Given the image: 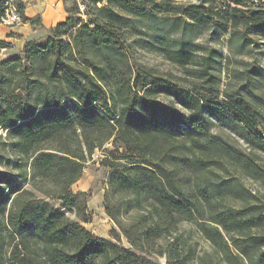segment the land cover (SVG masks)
I'll use <instances>...</instances> for the list:
<instances>
[{
  "label": "trees",
  "instance_id": "obj_1",
  "mask_svg": "<svg viewBox=\"0 0 264 264\" xmlns=\"http://www.w3.org/2000/svg\"><path fill=\"white\" fill-rule=\"evenodd\" d=\"M221 1L83 0L77 17L78 4L45 38L0 60V264H203L181 220L195 221L227 264H264V194L225 167L264 186L259 73L224 93L223 52L194 39L206 25L231 24L242 53L250 37L264 41V4ZM8 45L0 39V50ZM144 47L196 79L159 76L136 59ZM218 121L250 152L212 132ZM96 150L109 167L110 237L86 227L89 193L73 190Z\"/></svg>",
  "mask_w": 264,
  "mask_h": 264
},
{
  "label": "rangeland",
  "instance_id": "obj_2",
  "mask_svg": "<svg viewBox=\"0 0 264 264\" xmlns=\"http://www.w3.org/2000/svg\"><path fill=\"white\" fill-rule=\"evenodd\" d=\"M83 0H34L26 6L27 11L33 14V17H39L41 19V24L29 25L24 27L28 35L26 39H36L42 40L49 34L50 26H54L50 23L47 18L48 14L51 12L52 8H56L57 4L60 3V13H67L68 8H75L78 4V8L75 11L76 17L78 16V10H84ZM159 1V0H158ZM176 4L181 3H198L200 0H174ZM217 2L222 3L221 0ZM102 5V4H101ZM241 12L245 10L242 6H234L233 11ZM26 11V10H25ZM56 23V22H54ZM57 22L56 24H58ZM24 23L16 24L13 26L23 27ZM55 24V25H56ZM3 26V25H2ZM147 29L146 25L143 26ZM233 27L228 24V28L220 30L216 28L215 23L211 25H206L201 33L195 36V42L202 44L204 46H209L216 48L223 52L225 58L222 63H218L219 77L218 84L219 88L226 93V91H233L237 89L242 83L248 80L249 74L252 73L250 70H255L259 73L258 88L255 89L257 96L262 97L260 103V110L264 115V41L257 39L256 37H250V44L243 49L242 53L239 51L237 42H230V35ZM242 30V27L239 28ZM11 35H23V33H16L12 31ZM143 36V35H142ZM150 39L149 37H146ZM25 41V42H26ZM9 45L6 50V55L3 58H8L19 53L20 41L9 40ZM25 44V43H24ZM135 57L140 62L147 66L153 67L156 73L163 77L173 80L181 84H189L196 76L192 73V69H186L182 66L175 65L169 62L166 58L158 55L155 51L149 48H139L135 50ZM217 73V72H216ZM223 97V95H221ZM259 98V97H257ZM259 99V100H260ZM177 108H181L176 105ZM212 132L220 134L224 139L233 144L234 146L244 150L245 152H250V149L240 139L235 133L225 124L221 122H216L212 128ZM108 147L112 148V144L109 143ZM103 152L101 150H96L93 155L86 161L83 176L73 185L74 191H86L89 193L88 196V207L92 214V220L86 223V227L89 228L96 236H111L112 228H116L114 221L107 215L104 208V195L106 190L107 178L109 167L101 163L103 158ZM258 161L264 165V157L260 155ZM225 167L229 169L230 172L236 173L244 182L246 187L253 190L254 193L258 195L264 194L263 184L255 181L254 179L242 176L238 173L237 169L229 164L225 163ZM222 174H227L225 171L218 170ZM228 202L236 207H240L242 204L240 200L228 199ZM178 232L182 235L183 239L192 245L193 256L197 257L199 255L205 256V261L203 264H227L217 255L214 251L213 246L210 241L207 240L203 234L199 231L198 225L195 221L181 220L179 222ZM122 243L129 245L127 238L122 235ZM163 261L165 258H161ZM189 264H199L197 259Z\"/></svg>",
  "mask_w": 264,
  "mask_h": 264
},
{
  "label": "built area",
  "instance_id": "obj_3",
  "mask_svg": "<svg viewBox=\"0 0 264 264\" xmlns=\"http://www.w3.org/2000/svg\"><path fill=\"white\" fill-rule=\"evenodd\" d=\"M34 0H7L0 15V25L13 26L16 24L24 23L22 17V11L20 5L26 6ZM249 4L253 7L258 8L264 4V0H250ZM7 47H3L0 50V60L6 55Z\"/></svg>",
  "mask_w": 264,
  "mask_h": 264
},
{
  "label": "crops",
  "instance_id": "obj_4",
  "mask_svg": "<svg viewBox=\"0 0 264 264\" xmlns=\"http://www.w3.org/2000/svg\"><path fill=\"white\" fill-rule=\"evenodd\" d=\"M25 14L27 17H33V14L29 13L27 11V8H25ZM67 15L65 13H60V3L57 4L56 8H52L51 12L48 14L47 18L49 19L50 23H53L55 25L57 22H61L64 19H66ZM56 22V23H54ZM23 27H16V26H2L0 25V39L6 40V41H20V47L19 52L22 50L24 43L26 39L28 38V35L24 29V27H27L30 24V22H24ZM14 31L16 33H23V35H11L10 33Z\"/></svg>",
  "mask_w": 264,
  "mask_h": 264
}]
</instances>
